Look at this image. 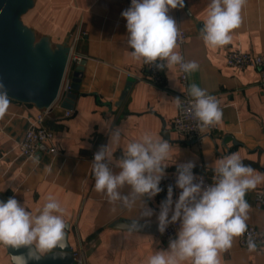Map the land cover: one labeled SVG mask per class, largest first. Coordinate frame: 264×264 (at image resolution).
<instances>
[{
  "label": "crops",
  "instance_id": "0c3cea01",
  "mask_svg": "<svg viewBox=\"0 0 264 264\" xmlns=\"http://www.w3.org/2000/svg\"><path fill=\"white\" fill-rule=\"evenodd\" d=\"M210 2L185 0L184 8L169 12L177 28L189 34L184 44L186 62L199 65L197 71L188 73V91L196 84L208 94L220 93L222 101L218 127L195 139L184 137L173 126L179 109L174 99L180 98L183 90L177 65L163 69L165 80L160 85L144 78L147 64L131 56L127 21L121 15L131 6L128 0H41L29 16L40 30L57 40L79 28L86 32L74 48L84 55V73L74 107L70 108L73 113L65 114V94L46 116V125L56 131L57 154L51 153L48 145L34 156L22 154L19 143L41 111L35 105L9 98V108L0 118V190L34 215L52 195L65 209L73 249L82 251L87 264H147L155 251L167 249L169 243L159 232L112 225L117 220L157 224L156 215L168 191L146 201L147 207L155 210L147 218L141 214L142 200L125 207L120 202L110 203L106 195L95 190L92 162L94 154L108 143V130L123 129L120 146L114 149L116 159L127 143L149 133L172 146L171 158L165 161L169 164L166 173L177 172L179 165L192 161L194 174L213 180L217 162L238 153L254 174H264L261 73L257 68L237 69L227 63L229 50L264 51V0H246L242 23L231 31V42L218 48L207 47L200 34ZM48 165L50 174L45 172ZM259 189H264V182L245 195L251 206L246 224L264 228V204L260 206L255 199ZM128 191L127 187L122 190L125 194ZM180 191L173 190L174 200ZM220 260L221 264H264V246L249 251L235 237L232 247L220 253ZM0 264H12L4 245H0Z\"/></svg>",
  "mask_w": 264,
  "mask_h": 264
},
{
  "label": "clouds",
  "instance_id": "9594fccd",
  "mask_svg": "<svg viewBox=\"0 0 264 264\" xmlns=\"http://www.w3.org/2000/svg\"><path fill=\"white\" fill-rule=\"evenodd\" d=\"M245 3L246 0H211L200 30L207 47H223L231 42L230 33L242 23ZM184 6L185 0H131V6L121 15L127 21V43L134 60L148 65L156 63L160 69L179 65L185 73L198 70L195 61L185 62L182 55L174 51L178 46V28L169 12ZM189 96V114L201 129L221 122L223 113L214 96L196 84L189 87ZM174 100L180 107V98ZM9 105L7 91L0 83V118ZM122 133L120 127L108 130V143L94 154V187L98 193L106 195L110 203L120 202L122 206L132 207L136 200H142V217L150 218L155 210L147 207L146 201L162 191L160 183L169 165L165 161L171 158L173 149L167 140L144 133L139 140L127 143L122 156L116 159L114 149L119 148ZM194 167L192 161L177 167L175 185L181 190L178 199H173L170 185L156 219L161 234L177 222L179 228L176 237L169 240L168 248L155 251L147 264H221L220 253L230 249L233 239L247 230L251 206L245 195L264 182V174H254L255 170L246 165L238 153L217 162L210 185H205L203 179L194 174ZM51 170L50 165L45 166L46 173L50 174ZM125 187L129 189L127 194L122 192ZM37 213L26 210L14 197L0 201V245L26 250L12 255L13 264H39L48 257L52 260L68 257L66 230L69 226L64 219L65 209L49 195ZM139 227L138 222L129 225L130 229ZM247 246L249 251L256 249L251 237Z\"/></svg>",
  "mask_w": 264,
  "mask_h": 264
},
{
  "label": "water",
  "instance_id": "95a60500",
  "mask_svg": "<svg viewBox=\"0 0 264 264\" xmlns=\"http://www.w3.org/2000/svg\"><path fill=\"white\" fill-rule=\"evenodd\" d=\"M128 1L131 3V0ZM40 2L41 0H0V83L4 85L9 98L46 111L59 98L73 42L71 35L65 39H55L51 33L40 30L29 19ZM84 64L82 62L73 72V89L66 94L64 100V106L68 109L74 107L77 99L76 91L80 88ZM128 88L124 90L122 99L126 97ZM7 199V195L0 191V201L6 202ZM133 222L140 225L139 229L133 230L159 232L157 224L137 220H117L112 225L130 229L129 225ZM69 228L66 230L68 257L64 260H52L48 257L39 261V264H77L75 251L69 241ZM6 249L11 261L12 255L26 251L23 248Z\"/></svg>",
  "mask_w": 264,
  "mask_h": 264
},
{
  "label": "built area",
  "instance_id": "2783aa9c",
  "mask_svg": "<svg viewBox=\"0 0 264 264\" xmlns=\"http://www.w3.org/2000/svg\"><path fill=\"white\" fill-rule=\"evenodd\" d=\"M86 34L85 31H82L80 28L76 29L73 34H71L73 49L70 56L68 68L64 76L59 97L67 94L72 91L73 75L72 72L77 69L79 65L82 64L84 55L74 51L75 44ZM189 37L188 32L184 28H178V39H177V52L182 55L183 60L186 62L185 53H184V44L186 43ZM157 63H160L157 61ZM227 63L231 67L237 69H243L248 67H253L259 69L261 73L262 82H264V51L263 52H251V51H242V50H229L227 53ZM180 81L183 85V90L180 94L181 106L178 109V113L174 118V129L178 131L181 135L188 139L200 138L206 133H211L218 127V124L209 126L207 128L201 129L198 126V122L189 114V91L187 88L188 85V73H185L181 70L180 66L177 65ZM164 69V68H163ZM163 69H160L156 66V63L148 65L146 67V78L155 84H164V73ZM143 78V77H142ZM218 101L219 107H222V101L220 93H211ZM50 112V109L46 111H41L31 122V126L26 131L22 141L19 143L20 150L25 156H34L44 145H48L49 151L53 154L58 153V149L55 145L56 131L46 125L45 119L47 114ZM73 111L71 109H66L65 114L71 115ZM198 178H202L205 185H210L213 180L201 175L195 174ZM177 177V172L166 173L165 177L161 180L160 187L162 191L160 193L168 191V187L171 185L173 190L177 189L175 185ZM256 202L261 206L264 204V189H259L256 192L255 196ZM179 228V222L177 224L169 225L166 232L160 235L166 241L174 239L176 232ZM251 237L256 247L264 246V228H261L255 224H247V230L242 235L239 236V242L241 246H247V240ZM74 255L77 264H87L86 258L82 251L74 250Z\"/></svg>",
  "mask_w": 264,
  "mask_h": 264
}]
</instances>
